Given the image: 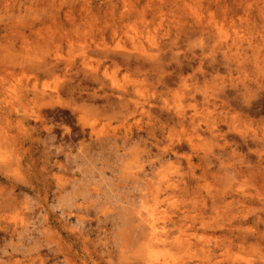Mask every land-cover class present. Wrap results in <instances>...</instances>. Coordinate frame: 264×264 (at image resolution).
I'll return each instance as SVG.
<instances>
[{
	"label": "rangeland",
	"instance_id": "374dc122",
	"mask_svg": "<svg viewBox=\"0 0 264 264\" xmlns=\"http://www.w3.org/2000/svg\"><path fill=\"white\" fill-rule=\"evenodd\" d=\"M254 138L264 0H0V264H264Z\"/></svg>",
	"mask_w": 264,
	"mask_h": 264
},
{
	"label": "bare ground",
	"instance_id": "6f19581e",
	"mask_svg": "<svg viewBox=\"0 0 264 264\" xmlns=\"http://www.w3.org/2000/svg\"><path fill=\"white\" fill-rule=\"evenodd\" d=\"M115 31V30H114ZM116 33V32H115ZM181 68V67H180ZM94 71V74L92 75V77H94L96 80H98V82H100L99 80V76H98V73H97V71H95V70H93ZM92 71V72H93ZM96 72V73H95ZM181 72V71H180ZM103 81V80H102ZM101 83V82H100ZM246 88V87H245ZM246 89H245V91L242 93V97H244L245 95H246ZM123 95V94H122ZM160 97L162 96V94H160L159 95ZM122 97V96H121ZM123 98V97H122ZM121 99V98H120ZM179 105V104H178ZM133 106H134V108H133V110H134V112H137V113H139L140 115H150L151 114V110L153 109L151 106H149L148 107V109L146 108V106H145V104L144 103H142V102H140L139 100H136V101H134L133 102ZM177 106V105H176ZM178 107V106H177ZM176 107V108H177ZM179 110H178V112H180V108H178ZM161 110L162 111H167V108L163 105L162 107H161ZM196 111V110H195ZM181 113V112H180ZM178 116V115H177ZM184 116V115H183ZM185 118V117H184ZM235 118V117H234ZM192 119L194 120V118L192 117ZM184 120V119H183ZM224 120H225V118H224ZM222 120H220V122H221ZM139 122V121H138ZM182 122H184V121H182L181 119H180V123H182ZM219 122V123H220ZM227 122H228V120H227ZM223 123H224V121H223ZM228 123H230V122H228ZM227 123V124H228ZM225 124V123H224ZM232 124V123H231ZM219 125V124H218ZM160 126L161 127H159L158 125H157V127H156V129L158 130L159 129V131H162V130H164V124H162L161 122H160ZM182 126V125H181ZM213 126V125H212ZM215 128H216V126H214ZM217 127H220V126H217ZM170 129V128H169ZM215 130V129H214ZM152 131H155V130H153V128H152ZM151 130H149L148 131V133H150L151 134V136L154 138V140H155V137H154V135L156 134L155 132V134H153V132H152ZM218 131H219V129H218ZM149 134V135H150ZM218 135V134H217ZM256 136V135H255ZM254 136V137H255ZM190 138H191V136H189ZM213 138H214V135H213ZM243 138H245L244 136H243ZM257 138V137H256ZM256 138H254L253 140H254V145H259V144H262L263 146H264V139L263 138H259V139H256ZM192 139V138H191ZM215 139V138H214ZM246 139V138H245ZM256 139V140H255ZM217 140V139H216ZM257 141H259V143L257 142ZM179 143V142H178ZM177 143V144H178ZM191 143V142H190ZM237 143V142H236ZM244 143H245V145L247 146V147H249V146H251V144L252 143H250L248 140H244ZM179 144H181V141H180V143ZM238 146H240V145H238ZM174 148H175V146H174ZM224 149H225V147H224ZM171 150V149H170ZM233 150V149H232ZM175 151V150H174ZM257 152V151H256ZM218 153V152H217ZM221 153H223V149H222V152ZM232 153H234V152H231V154ZM178 154V153H177ZM226 154V153H225ZM224 154V155H225ZM176 155V154H175ZM233 155V154H232ZM259 160L260 161H263L262 162V164L264 163V156L263 155H260L259 154ZM217 158V157H216ZM215 158V159H216ZM188 159V158H187ZM209 159H211L210 157H209ZM214 159V160H215ZM213 160V159H212ZM213 160V161H214ZM208 162H211V161H208ZM214 163V162H213ZM213 163H211V164H213ZM222 164V163H221ZM209 165H210V163H209ZM205 171H207V170H205ZM208 172V171H207ZM241 172V171H240ZM242 173V172H241ZM206 175V174H205ZM176 182H174L173 183V185L175 184ZM172 185V186H173ZM176 185H177V183H176ZM179 187V186H178ZM176 189V188H175ZM173 190H174V188H173ZM180 190V189H179ZM178 190V191H179ZM178 191H176V192H178ZM180 192V191H179ZM178 192V193H179ZM155 193H158V191H156ZM175 193V192H174ZM153 196H154V194H152ZM176 195H177V193H176ZM179 197V196H178ZM157 198V197H156ZM156 198H153L154 200H156ZM145 199V198H144ZM146 200V199H145ZM144 201V200H143ZM242 201H243V199H242ZM245 201H248V200H244L243 202H245ZM157 202H159V201H157ZM153 203H154V201H153ZM152 203V204H153ZM156 203V202H155ZM151 204V205H152ZM146 206V205H145ZM153 207H151V209L149 208V209H147V211H146V213H147V222H149L148 224H149V227H148V230H149V228H150V232L148 233V235L146 236L147 238H148V236H149V242H151V244H150V247L148 248H145L146 250H148V251H152V250H150V249H153V248H157V249H160V247H162L163 246V248H166L167 246H166V242H168V240H166L167 238H168V234H167V232H166V227H165V225H162V226H160L159 224H158V220L160 219V214L162 213V211H159L158 210V208H155L154 206H156V205H152ZM159 206H160V204H159ZM146 209V208H145ZM145 216H146V214H145ZM145 218V217H144ZM242 219L240 220V224H245V223H248L249 222V219H248V217L247 216H242L241 217ZM258 218H259V221H257V223H264V220H262V218H260L259 216H258ZM257 218V219H258ZM145 220V219H144ZM239 220V219H238ZM146 221V220H145ZM177 221V220H176ZM251 221V220H250ZM175 223V222H174ZM249 223H251V222H249ZM176 224H177V222H176ZM254 225H256L255 224V222H254ZM253 225V227H249L248 229H247V233L248 234H252V235H256V240L259 242V243H262L263 241H264V233H262V234H258L259 233V231H258V229H259V226L260 225H258L257 227H255ZM245 226V225H244ZM242 227V226H241ZM235 228V227H234ZM232 229V228H231ZM238 229H239V227H238ZM237 229V230H238ZM257 230V231H256ZM233 231V230H232ZM239 231V230H238ZM241 231H243V230H241ZM249 231V232H248ZM230 232V231H229ZM246 233V232H245ZM229 234V233H228ZM233 234V233H232ZM248 234H247V237H248ZM170 235V234H169ZM240 235V234H239ZM145 237V238H146ZM183 237V236H182ZM181 237V238H182ZM243 237V236H242ZM180 239V237L179 238H177V240L176 241H180L179 240ZM244 240L246 239V236L244 235V238H243ZM182 240H183V238H182ZM183 241H185V240H183ZM148 242V243H149ZM176 243H180V242H175V244ZM186 243V242H185ZM147 244V243H146ZM145 243H144V245H146ZM169 244V243H168ZM184 244V243H183ZM187 245H188V243H186ZM186 244H184V245H186ZM147 245H149V244H147ZM170 245V244H169ZM180 245V244H179ZM217 246V245H216ZM144 247H146V246H144ZM174 247H175V245H174ZM181 247V246H180ZM179 247V248H180ZM206 246H204V248H205ZM177 248V247H176ZM181 250H182V247L180 248ZM187 249V248H186ZM154 250V249H153ZM156 250V249H155ZM172 250V249H171ZM175 252V251H174ZM227 252H229V250H227ZM225 254V253H224ZM153 256H155V253L153 252V254H152ZM169 257L170 256H165V259H163L164 260V262H160V259L158 260V263L159 264H174L173 262H171V260L169 259ZM224 257H225V255H224ZM226 257H229V256H226ZM173 261H175L174 259H173ZM233 263H234V261H233ZM235 264V263H234Z\"/></svg>",
	"mask_w": 264,
	"mask_h": 264
}]
</instances>
